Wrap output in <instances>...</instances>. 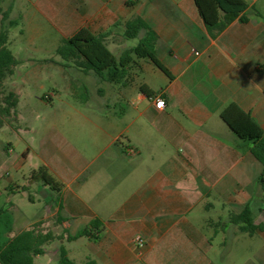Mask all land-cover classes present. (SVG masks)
<instances>
[{"label":"crops","instance_id":"0c3cea01","mask_svg":"<svg viewBox=\"0 0 264 264\" xmlns=\"http://www.w3.org/2000/svg\"><path fill=\"white\" fill-rule=\"evenodd\" d=\"M245 1L247 21L236 18L209 30L195 0H0V28L16 22V15L31 36L40 34L43 19L62 38L87 27L105 35L107 47L117 45L116 56L130 47L125 22L140 16L155 31V53L172 74L160 84L144 77L131 88L122 80L107 91L98 86L106 80L83 72L99 97H131L132 107L89 116L75 110L65 114L72 123L50 122L39 139V165L59 190L8 178L0 187L9 204L5 213L18 208L13 198L31 199V190L41 186L49 205L23 229L48 220L44 225L53 231L74 234L97 218V238L83 236L80 262L65 247L77 264H264V229L242 231L232 219L249 207L252 223L264 225L263 164L251 151L253 143L221 117L236 104L264 131L263 0ZM141 62L156 75L151 61ZM141 84L164 98L162 109L140 91ZM70 131L78 132L74 140ZM56 215L63 220L55 224ZM6 221L2 241L23 230ZM136 235L144 239L139 250ZM44 248L43 255L57 260V249Z\"/></svg>","mask_w":264,"mask_h":264},{"label":"rangeland","instance_id":"374dc122","mask_svg":"<svg viewBox=\"0 0 264 264\" xmlns=\"http://www.w3.org/2000/svg\"><path fill=\"white\" fill-rule=\"evenodd\" d=\"M262 3L264 4V0L259 2L264 10ZM16 19L15 24L7 26V46L18 58L19 63L14 67V72L4 80V87L18 95L16 109L19 116L15 123L16 128L11 129L7 125L0 127V187L7 184L8 178L22 185L29 183L30 173L40 167L39 139L50 122L59 120L58 123H62L71 120L68 123H72V117L65 120V114L76 110L89 116L94 110L130 108L131 102H134L131 97L114 98L113 95L106 98L99 97V91L94 89L92 80L71 61L64 60L57 54L56 49L62 40V35L48 20L41 21L42 30L39 35L31 36L22 30V23L17 15ZM125 41L129 46H134L138 38H126ZM108 48L115 54L117 45L108 44ZM133 56L136 62H131L123 86L136 87L144 77L153 80L154 84H160L165 74L154 64L152 65L156 75L149 74L142 69V58ZM109 85L115 84L108 81H100L98 84L99 88L107 91ZM78 121L77 118L76 123ZM77 134L78 132H67L71 140H74ZM28 145L30 148L27 147ZM76 145L81 148L82 142L77 139ZM31 195V199L20 195L12 199L18 208L1 216L2 234L7 219L12 221L16 230H20L29 220L45 213L49 205L47 193L41 186H36L31 190ZM5 200L6 196L1 195L0 206ZM84 241L86 239L83 236L72 241L64 240L63 243L54 240L44 247L48 250L55 248L58 253L59 246L63 244L67 249L74 251L72 254L78 263L80 255L85 251ZM34 263L57 264V260L48 254H41L35 257Z\"/></svg>","mask_w":264,"mask_h":264},{"label":"trees","instance_id":"16d2710c","mask_svg":"<svg viewBox=\"0 0 264 264\" xmlns=\"http://www.w3.org/2000/svg\"><path fill=\"white\" fill-rule=\"evenodd\" d=\"M195 3L209 30H220L236 18L241 21L248 19L244 14L247 8L245 0H195ZM5 18L6 14L3 15L2 22ZM15 23V21H9L10 25ZM123 34L125 38H138V42L136 45L124 49L119 56H116L107 47L104 41L105 35L95 34L87 27H81L72 35L62 38L56 52L64 60L71 61L82 72H93L113 84L124 81L133 61V55L151 61L164 74L172 77L170 70L155 53L156 33L142 17L134 16L128 19L125 22ZM7 42V27L2 25L0 28V127L7 125L16 128L18 95L12 90L5 89L4 80L14 72V67L19 63V60L8 48ZM139 89L149 97L154 94L145 84H141ZM221 117L238 137L253 143L251 151L263 164L259 182L264 190V131L249 113L243 111L236 104L228 105L222 111ZM28 180L41 181L51 189L59 190L58 183L44 166L33 170ZM8 206L9 204L0 207V217L7 211ZM232 219L242 223L240 225L242 231L252 233L256 228L264 229V225L257 226L252 223L249 207H245L240 214L233 215ZM62 220V217L56 215L55 224ZM47 221H36L29 228L21 230L6 241H2L0 233V264H35L34 258L44 254V246L54 240L63 238L75 240L82 236L97 238V235L92 232L99 230L97 218L74 234L67 233L65 235L53 231L50 226H45L44 223ZM57 254V264H77L67 255V250L63 245L59 246ZM84 264H94V261L88 260Z\"/></svg>","mask_w":264,"mask_h":264},{"label":"built area","instance_id":"2783aa9c","mask_svg":"<svg viewBox=\"0 0 264 264\" xmlns=\"http://www.w3.org/2000/svg\"><path fill=\"white\" fill-rule=\"evenodd\" d=\"M195 53H197L195 51ZM150 98L153 99L154 101V106L158 109H162L164 106H165V100L164 98L159 94V95H154V96H151ZM134 245L136 247L137 250L141 249L142 246L144 245V239L142 236L140 235H136L134 237Z\"/></svg>","mask_w":264,"mask_h":264}]
</instances>
